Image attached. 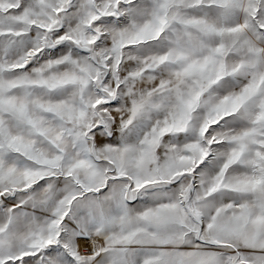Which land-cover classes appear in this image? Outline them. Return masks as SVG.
<instances>
[{"label": "snow or ice", "instance_id": "snow-or-ice-1", "mask_svg": "<svg viewBox=\"0 0 264 264\" xmlns=\"http://www.w3.org/2000/svg\"><path fill=\"white\" fill-rule=\"evenodd\" d=\"M0 264H264V0H0Z\"/></svg>", "mask_w": 264, "mask_h": 264}]
</instances>
